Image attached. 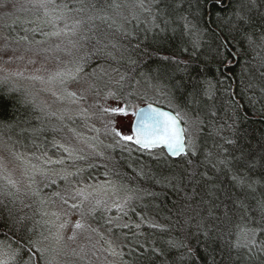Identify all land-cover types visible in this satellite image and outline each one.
<instances>
[{"label": "trees", "instance_id": "1", "mask_svg": "<svg viewBox=\"0 0 264 264\" xmlns=\"http://www.w3.org/2000/svg\"><path fill=\"white\" fill-rule=\"evenodd\" d=\"M150 1L154 21L119 25L111 11L121 0H87L97 22L86 28L79 63L84 71H118L114 91L126 104L143 100L142 87L155 92L170 105L162 107L195 120V141L177 158L114 142L105 157H86L74 182L112 179L133 195L124 220L110 225L120 264H264V0ZM42 111L25 91L0 82V137L57 154L54 140L67 133ZM21 191L0 180V244L22 246L31 264H58L44 248L50 229L41 226L38 198Z\"/></svg>", "mask_w": 264, "mask_h": 264}, {"label": "rangeland", "instance_id": "2", "mask_svg": "<svg viewBox=\"0 0 264 264\" xmlns=\"http://www.w3.org/2000/svg\"><path fill=\"white\" fill-rule=\"evenodd\" d=\"M41 3L42 0H0V82L25 91L43 110L42 113L49 115L47 124L58 126L63 135L67 133V137L54 140L58 141V147L63 145L57 149V154H49L47 150H21L23 148L15 146V141L0 137V180H5L16 189L25 190L21 191L24 194L38 198L36 200L41 204L42 219L47 223L46 226H41L43 230L50 229V240L45 243L44 248L52 253L53 262L120 264L119 256L111 254V249L119 254L120 249L115 236L111 235L110 225L124 220L120 214L128 209L133 195L125 191V186L112 179L74 182L73 176L69 178L70 184L84 188L85 195L88 196L82 209H73L70 205L80 203L81 198L71 199L73 193L67 191L69 186L64 181H61L63 185L60 184V189L53 191L54 185L60 183V179L53 173L63 168L70 172L79 169L81 171L76 175L78 181L86 157H105V150L109 145L119 140L111 131L112 127L124 135L132 136L133 116H113L110 112L105 113L104 108L127 107L131 113L146 103L161 104L168 108L170 105L144 87L139 89L142 90L140 95L143 100L135 99L126 104L120 98L116 99L114 85L119 82L120 74L115 69L110 70L108 66L101 65L75 74L77 66L82 68L79 63L80 49L85 34H89L86 28L97 22V17L93 14L96 11L86 7L87 0H54L46 8L41 7ZM57 5H68L63 19H57L58 12L53 11ZM73 5L75 6L72 7ZM111 16L113 22L119 25L131 18L136 21H154L157 18L150 0H121L111 11ZM23 37L27 39H22ZM73 60L75 63H69ZM159 91L161 92L160 89ZM179 114L183 123L187 117ZM187 120V124L183 123V127L187 129L186 146L193 144L197 131L195 120ZM110 121L114 123L110 124ZM64 148L72 152L71 158ZM76 156L85 158L75 159ZM58 159H63L64 164L50 163ZM72 163L77 165L73 167ZM53 179H56V184L51 183ZM44 187L49 188L47 194ZM57 192L60 196L55 195ZM61 197L67 198L68 204ZM97 201L101 203L93 213L91 209L96 206ZM117 206H122L123 210L118 212ZM105 208L111 210L105 211ZM101 217L106 220L107 227L95 224L96 219ZM109 218L113 219L112 224L108 223ZM65 220L70 223L61 229L59 225ZM78 220L84 224V228L74 229L73 225ZM74 232L75 238L71 239ZM0 247L4 246L0 244Z\"/></svg>", "mask_w": 264, "mask_h": 264}, {"label": "snow or ice", "instance_id": "3", "mask_svg": "<svg viewBox=\"0 0 264 264\" xmlns=\"http://www.w3.org/2000/svg\"><path fill=\"white\" fill-rule=\"evenodd\" d=\"M216 3H220V0H215ZM54 3V0H42L41 7H47L48 4ZM66 9H68V5H57L56 8L53 9V11L58 12L57 19H63L66 16ZM79 11V9H77ZM47 14V13H46ZM237 19L239 21H242L244 23H247V18L241 14L237 13ZM67 27V25H66ZM35 31V29H32ZM27 31V29H25ZM73 31H75V26L73 27ZM53 35H59V33H53ZM7 39V37H5ZM22 39H27V37H23ZM264 39V37H262ZM249 40L251 42V38L249 37ZM83 69L79 66L76 67L75 69V74H79L82 72ZM73 78H76L75 75L71 74ZM75 95V94H71ZM112 95V94H110ZM131 95V93H129ZM116 99H119L116 97ZM103 111L105 113H111L113 116H123L127 117L130 114L135 117L136 123L133 128V132L135 133V137L131 135H124L122 134L119 130H117L115 127L111 128V131L116 137H119V141H131L134 142L137 145H141L144 148H154L158 146H163L167 148L168 150L172 151L173 153H178V152H184L185 150V137L187 134V129L185 127L181 126V116L179 113L172 115L168 112L161 111L157 108L152 107L149 105L148 110L145 111V109L141 108L138 110H135L133 112H129L127 107H116V108H104ZM189 121L185 119L183 121L184 124H187ZM110 124H113L114 121H110ZM228 143H232L233 141L228 140ZM59 147H63V145H59ZM64 151L68 153L69 157H72V152L68 148H64ZM193 155H195V151L193 150L192 152ZM85 157L83 156H76L75 159H84ZM74 162V161H73ZM50 163L54 164H64L63 159H58L55 161H50ZM81 170H77L76 172H70L66 168L61 169L59 172L53 173L54 176H57L60 180L64 181L66 185L69 187L67 188V191L73 193L71 196V199L75 200L77 197H80V203H73L70 205L71 208L76 209V208H83V203L85 200L88 199V196L85 195V189L84 188H79L72 186L70 184V177L76 176L78 172ZM233 180L236 181L237 183L243 185L244 181L236 176H233ZM52 184H56L57 181L56 179L51 180ZM56 196H60V193L57 192L55 193ZM63 199V202L65 204H68V199L65 197H61ZM128 199H131L129 197ZM100 201L96 202V206L91 209V212H95L97 210V207L100 205ZM125 204L127 203V200L124 202ZM110 208H105V211H110ZM122 206H117V211H122ZM127 213H124L126 215ZM55 215V214H54ZM81 215L83 216V211H81ZM10 216H11V210H10ZM15 223L22 224L23 221L22 219H16L15 217H11ZM116 219H119V217H116ZM70 223L69 220H65L62 222L59 227L61 229H64L68 226ZM109 224L113 223V219L109 218L108 220ZM119 226V225H118ZM74 229H82L84 228V224H82L79 220L75 222L73 225ZM123 227H128L127 224H124ZM136 227H139L137 225ZM149 227H157L154 224H149ZM93 231H96L93 229ZM255 234L253 233V236ZM71 239L75 238V232L73 233V236L70 237ZM59 239V236L57 237ZM251 246L255 247L256 246V241L253 238L251 241ZM172 247L176 248H181V247H186L185 245H177L172 242H170ZM143 249V245L140 246ZM146 251V250H145ZM153 252H155L157 255H161L162 253L153 248ZM36 252H41L39 248H36ZM42 254V253H41ZM111 254L112 255H119L118 252H116L115 249H111ZM25 253L23 250L22 246H17L16 248H13L10 244L6 247H0V264H31V256H28L27 259H25ZM141 255H144V253H141ZM188 256L191 255V252L187 253ZM185 255H182L180 257L181 260L185 259ZM150 259V258H149Z\"/></svg>", "mask_w": 264, "mask_h": 264}, {"label": "water", "instance_id": "4", "mask_svg": "<svg viewBox=\"0 0 264 264\" xmlns=\"http://www.w3.org/2000/svg\"><path fill=\"white\" fill-rule=\"evenodd\" d=\"M149 105H151L152 107L157 108V109H159V110H161V111H165V112H168V113H170V114H172V115H175V113L172 112V111H170L169 109H166V108H164V107H162V106H159V105H156V104H153V103L145 104V105L139 107L138 109L143 108V109H145V111H147ZM138 109H137V110H138ZM135 123H136V119H135V117L133 116V121H132V125H131V131H132V135H133V137H135V133L133 132V128H134V126H135ZM181 126L183 127L182 122H181ZM135 145H136L138 148L142 149V150L148 149V148H144V147L141 146V145H137V144H135ZM154 148H163L164 151H165V153H166L168 156H170L171 158H177L178 156L184 155V154L186 153V144H185V150H184V152H178V153H173L172 151L168 150L167 148H165V147H163V146H158V147H154ZM154 148H151V149H154Z\"/></svg>", "mask_w": 264, "mask_h": 264}, {"label": "bare ground", "instance_id": "5", "mask_svg": "<svg viewBox=\"0 0 264 264\" xmlns=\"http://www.w3.org/2000/svg\"><path fill=\"white\" fill-rule=\"evenodd\" d=\"M160 106V105H159Z\"/></svg>", "mask_w": 264, "mask_h": 264}]
</instances>
